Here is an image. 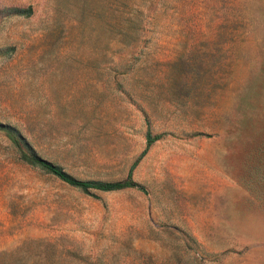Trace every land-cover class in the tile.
<instances>
[{
    "label": "rangeland",
    "instance_id": "obj_1",
    "mask_svg": "<svg viewBox=\"0 0 264 264\" xmlns=\"http://www.w3.org/2000/svg\"><path fill=\"white\" fill-rule=\"evenodd\" d=\"M0 124L133 183L0 129V264H264V0H0Z\"/></svg>",
    "mask_w": 264,
    "mask_h": 264
},
{
    "label": "trees",
    "instance_id": "obj_2",
    "mask_svg": "<svg viewBox=\"0 0 264 264\" xmlns=\"http://www.w3.org/2000/svg\"><path fill=\"white\" fill-rule=\"evenodd\" d=\"M13 12L14 14L19 15V16L29 17L33 13V9L32 8H29L27 10L15 9L13 10ZM0 129L5 130L15 140V142L19 146L21 145L20 140L17 138L16 134L14 133L13 128L0 124ZM158 139H159L158 137L153 138L151 133H148V148ZM21 141L23 143L22 146H20L21 153H22V160L25 163L33 167H36V168H41L55 175L63 182L75 188H79L86 192L91 189L104 191V192H111V191L121 190L128 186L133 185V183L130 180L126 182L121 181V182H113V183L79 180L73 177L72 175H70L69 173H67L62 167L40 156L37 153V151L33 148V146L29 144L25 138H21ZM133 168L134 167H132L131 172Z\"/></svg>",
    "mask_w": 264,
    "mask_h": 264
}]
</instances>
